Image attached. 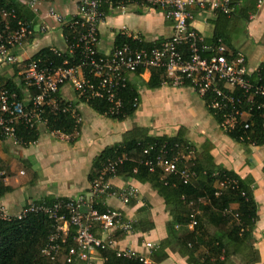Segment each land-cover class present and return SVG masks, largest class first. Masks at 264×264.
Returning <instances> with one entry per match:
<instances>
[{
  "label": "crops",
  "instance_id": "0c3cea01",
  "mask_svg": "<svg viewBox=\"0 0 264 264\" xmlns=\"http://www.w3.org/2000/svg\"><path fill=\"white\" fill-rule=\"evenodd\" d=\"M17 1L26 9L23 4L25 0ZM193 1L196 5L190 8L193 15L190 28L202 39L206 47L204 51L214 55V34L221 33L226 49L244 58L251 76L257 74L259 68L264 67V0H238L235 14L229 19L220 17L216 11L208 8L219 0ZM77 2L42 0L39 11L42 13L52 8L68 19L75 14ZM199 3L205 4L207 8L201 9L197 5ZM108 12L109 16L104 17L99 25L98 51L102 55L111 52L118 34L138 39L139 43L153 44L169 39L173 34L172 22L157 8L132 4ZM41 13L33 14L35 24L40 22ZM41 21L50 30L46 35L37 33L17 49L14 53L17 62L3 66L1 78L14 77L16 67L21 68L23 62L41 49H66L60 26L51 19L41 17ZM135 45H138L137 42ZM9 66L11 68L6 69ZM149 77L150 72L127 75V81L136 86L140 96V105L132 119L113 122L98 116L84 104L78 105L82 126L78 141L73 144L64 135L48 133L43 123L38 124V141L29 146L0 140V186L3 191L0 203L4 212L15 217L31 203L60 198L75 199L87 194L91 186L88 175L94 159L105 148L121 143L123 135L134 126L148 129L152 137H174L182 129L184 138L198 153H208L214 165L233 171L241 179H249L254 183L253 197L258 209L251 247L257 254V261H252L253 255L248 250H239L225 264H264V145L244 147L235 143L220 130L207 112L203 99L192 88H177L163 83L161 87L149 90L145 87ZM68 88H62V98L74 101ZM243 118L247 119L246 116ZM205 144H208L206 148L203 147ZM110 183L115 191L128 187L136 190V197L128 205L112 196L102 197L97 202L138 223L137 228L129 234L113 235L114 249L132 250L150 264H190L187 257L179 253L177 246L167 243L171 210L157 192L147 184L121 177L113 178ZM186 228L187 231L193 230ZM208 231L212 233L213 228L209 227ZM94 233L99 238L104 237L99 230ZM147 243L153 246L152 249L146 248ZM99 256V252L92 254L94 264H103Z\"/></svg>",
  "mask_w": 264,
  "mask_h": 264
},
{
  "label": "built area",
  "instance_id": "2783aa9c",
  "mask_svg": "<svg viewBox=\"0 0 264 264\" xmlns=\"http://www.w3.org/2000/svg\"><path fill=\"white\" fill-rule=\"evenodd\" d=\"M41 2L42 0H25L23 4L35 15L41 13L39 11ZM111 2L112 0H78L75 14L68 19L52 8L40 14V22L43 17L53 20L60 26L65 45L66 38L62 29L64 27L69 29L74 43L69 47L66 45V49L70 53L79 50L81 62L78 66L68 69L45 67L40 61L29 62L20 75L21 81L26 89H37L38 94L30 96L27 93L24 102L10 101L9 92L1 82V68L14 65L17 62L15 51L23 47L37 33L46 35L50 29L43 22L35 24L33 20L19 19L13 9L0 10V140H11L19 144L15 126L17 124L32 126L39 119L37 111L40 107L47 101L55 105L51 97L57 93L60 86L70 85L81 96L85 94H89L92 98L105 96L110 104V113L117 114L121 108V101L117 98L119 89L125 87L128 74H136L141 70L143 72L163 71L164 79L171 82V86L177 88L188 86L200 98L208 97L207 107L219 116L221 121L218 126L222 132L234 130L239 122L245 121L244 116L249 118L253 109L262 112L264 126V83L258 75L256 80H251L241 55L227 58L224 55L226 48L220 39L213 47V56L209 58L202 56L206 47L202 39L190 28L193 20L190 8L196 5L195 1L118 0L117 8L119 9L127 5L142 4L161 10L166 19L172 22L173 34L169 39L149 49L123 44L112 48L108 55H102L98 51L99 25L103 20L101 8L104 4ZM197 5L201 9L207 8L203 3ZM208 8L225 15H230L233 11L230 0L216 1ZM131 40L135 43L140 42L138 39L131 38ZM51 51L55 54L59 53V50L51 49ZM83 70H87L90 75L97 78L99 83L94 86L90 81L85 80ZM27 104L31 107L28 108ZM180 159L185 157L183 155L170 158L157 157L156 166L162 169L165 175H179L182 182L187 184L195 175L185 168L178 167ZM118 163H121V160L108 162L91 184L87 194L65 202L56 200L51 204L31 203L15 217L7 215L0 203V217L4 220L12 218L20 220L28 214L46 215L54 223V232L50 235L41 254L50 264L57 263L62 245L66 244L71 229L74 230V243L68 249L66 264H75V262L94 264L92 254L103 250L113 251L117 258L150 264L146 258L132 250L114 249L113 235L131 233L133 222L116 210L108 208L100 213L95 208L97 202L105 196L118 197L124 205H128L136 197V190L132 187L115 191L110 183L112 179H105L115 173ZM224 188H226L225 182L219 184L220 190ZM197 214L198 212L191 214L189 229L196 226ZM95 228L104 235L103 238L95 236ZM145 246L149 250L153 247L149 243ZM101 260L103 264H107L105 259L101 258Z\"/></svg>",
  "mask_w": 264,
  "mask_h": 264
},
{
  "label": "trees",
  "instance_id": "16d2710c",
  "mask_svg": "<svg viewBox=\"0 0 264 264\" xmlns=\"http://www.w3.org/2000/svg\"><path fill=\"white\" fill-rule=\"evenodd\" d=\"M238 0H230L233 11L230 15H225L216 11L220 17L231 18L235 14ZM118 7V0H112L102 6L103 19L109 16V10ZM13 9L17 17L24 21H31L34 15L29 10L21 6L17 0H0V10ZM66 38V45L69 47L74 42L71 40L70 31L67 27L63 29ZM221 39L225 47V41L221 33H215L213 44ZM123 44H136L130 38L118 34L113 43V48ZM141 48H151L159 43H137ZM214 46V45H213ZM226 48V47H225ZM228 49V48H227ZM226 49L224 54L227 58H233L235 54ZM202 56L209 58L212 54L206 51ZM31 61H40L45 67L53 69L73 68L80 64V51L70 53L68 49L55 54L50 48L41 49L31 59L25 61L15 70L12 78H1L3 87L9 92L12 102H24L27 93L30 96L38 94L37 89H26L20 76L27 64ZM138 71L136 74H141ZM85 80L96 86L99 83L83 70ZM257 75L264 83V67H260L257 74L250 78L256 80ZM163 83L171 85V82L164 79L163 71H150L149 80L145 87L155 90ZM188 87V86H184ZM59 87L56 94L52 95L55 105L48 101L38 109L39 119L32 126L17 124L15 126L16 138L22 146H29L38 141L40 130L39 123L45 125L48 133H58L69 138V143L78 141L81 131V117L77 110L80 104L86 105L100 117H104L113 122H123L132 119L140 105V96L136 86L131 82H126L124 88H120L117 98L121 101V108L117 114L110 113V104L105 96L102 98H92L89 94L83 96L76 93L75 101H66L62 98ZM27 91V92H26ZM209 115L217 124H220L219 116L215 115L207 106L208 97L203 99ZM27 107L30 108L27 104ZM247 126V128H245ZM235 143L244 147L264 145L263 114L261 111L253 109L250 116L243 122H239L231 132H223ZM205 144L203 147H207ZM191 150V154L189 151ZM146 152V153H145ZM183 155L185 159H180L178 167L187 169L195 176L187 184H184L179 175H165L163 170L156 166L157 157ZM115 173L105 179L124 178L132 180L142 185H149L152 190L163 199L167 208L171 210L172 221L167 225L169 235L168 242L177 246L179 253L187 257L190 264H225L228 259L237 254L239 250H248L253 255L252 261H257V254L251 247V236L257 221L258 206L253 197L254 183L243 180L233 171L225 170L214 165L208 153L197 152L196 149L184 138L181 129L174 137H152L148 129L134 126L129 132L123 135L121 143L105 148L93 161L91 172L88 175L90 185L97 179L108 162H117ZM226 183V188L220 190L219 184ZM2 188L0 194L2 197ZM216 193L218 195L216 196ZM56 200L67 201V198L45 200L43 202L53 203ZM201 200V202H199ZM41 203V202H40ZM131 203V202H130ZM100 212H105L106 207L100 203L95 205ZM227 211L228 213H224ZM144 212V210H141ZM193 212H198L195 217L196 226L191 231H187L190 223V216ZM138 223H133L131 231L136 229ZM175 227H178L175 229ZM212 227L213 232L209 233L208 228ZM54 232V223L41 213L28 214L25 218H12L4 220L0 217V264H50L41 254L42 249L48 243L50 235ZM74 230L71 229L70 236L66 244L62 245V250L57 258L56 264H66L68 249L73 246ZM153 254V253H152ZM101 258L107 264H143L138 260H126L117 258L113 251H99ZM161 259H163L161 257ZM153 264V263H151Z\"/></svg>",
  "mask_w": 264,
  "mask_h": 264
},
{
  "label": "rangeland",
  "instance_id": "374dc122",
  "mask_svg": "<svg viewBox=\"0 0 264 264\" xmlns=\"http://www.w3.org/2000/svg\"><path fill=\"white\" fill-rule=\"evenodd\" d=\"M63 41V40H62ZM9 68H11V66H9V67H7L6 69H9ZM17 68V67H16ZM18 69V68H17ZM15 71V70H14ZM23 71L21 70V73H22ZM2 73V72H1ZM21 73L19 74V76L21 75ZM21 78V77H20ZM66 86H68L69 88V91L68 92H71L72 93V98H75V100L77 99V97H76V91L73 89V87L72 86H70V85H66ZM74 100V101H75ZM144 102L146 103V100L144 99ZM117 200H118V197H115ZM119 201V200H118ZM96 230H98L97 228H95V231Z\"/></svg>",
  "mask_w": 264,
  "mask_h": 264
}]
</instances>
